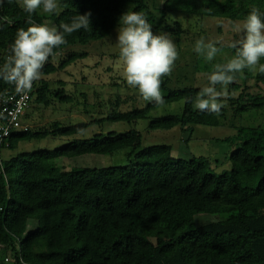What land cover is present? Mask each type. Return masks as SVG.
<instances>
[{
  "label": "trees",
  "instance_id": "trees-1",
  "mask_svg": "<svg viewBox=\"0 0 264 264\" xmlns=\"http://www.w3.org/2000/svg\"><path fill=\"white\" fill-rule=\"evenodd\" d=\"M57 3L55 13L38 9L32 20L52 23L60 30L61 23L90 12V26L65 34L67 43L54 49L44 65L21 118L27 131L10 132L0 141V264H264V119L256 122L257 114L264 112V74L249 69L235 74L218 115L194 109L190 102L208 84L213 65L227 62L218 55H234L235 49L217 43L221 50L213 61H197V71L204 74L202 86L172 89L168 76L164 77L161 105L144 101L123 77H115L120 84L110 82L116 95L105 91L97 102L87 101L88 95L82 92L89 87L81 86L92 85L87 82L90 76L102 80L112 74L119 53L107 56L111 64L105 68L95 63L88 74L81 69L70 75L79 79L74 84L80 87L81 101L68 96V82L50 80L87 56L78 47L110 38L121 26V15L129 10L143 13L155 34L166 32L179 40L188 33L199 40L206 21L243 22L253 7L264 13V0ZM28 16L22 0L0 4V66L17 30L29 26ZM260 63L264 64V58ZM121 87L131 94L121 96ZM216 87L219 91L221 86ZM95 88L103 91L104 82L94 84ZM13 90L14 86L0 80V93ZM52 102L79 105L81 118L67 123L68 118L46 120L45 109ZM179 102L183 107L178 113L157 116L159 108ZM250 120H255L254 126L243 124ZM142 121L146 126L138 130ZM115 122L125 123L126 129L105 131L107 123ZM199 126L228 130L229 170L216 173L217 166L213 168L210 159L201 156L175 158L176 148L170 142L143 147L144 135L149 133L177 129L192 135ZM151 137L159 141L163 135ZM63 138L68 141L58 149L1 157L22 143ZM90 155L124 158L125 164L69 169L57 164ZM199 215L219 219L197 225Z\"/></svg>",
  "mask_w": 264,
  "mask_h": 264
},
{
  "label": "clouds",
  "instance_id": "clouds-1",
  "mask_svg": "<svg viewBox=\"0 0 264 264\" xmlns=\"http://www.w3.org/2000/svg\"><path fill=\"white\" fill-rule=\"evenodd\" d=\"M3 2L0 0V4ZM7 2L12 3V0ZM22 6L29 14V26L17 30L6 60L0 66V80L14 86L17 93L32 90L34 82L42 78V69L54 55V49L67 43L65 34L87 30L91 16L90 12L77 14L71 23H61L57 30L54 25L37 24L32 20V14L38 9L45 14L55 13L59 7L57 0H22ZM120 24L117 44L123 79L144 101L163 104L162 81L171 76L179 58L175 42L166 32L155 34L141 12L129 10L123 13ZM235 30L240 38L230 45L235 49L233 57L226 63L213 65L207 77L208 84L190 98L194 109L218 115L224 106L220 101L228 97L227 86L235 80V74L243 73L244 69L264 74V64L260 63L264 58V13L253 7ZM217 43L205 42L201 37L196 41L194 51L211 62L221 50ZM217 85L221 86L219 91Z\"/></svg>",
  "mask_w": 264,
  "mask_h": 264
},
{
  "label": "rangeland",
  "instance_id": "rangeland-1",
  "mask_svg": "<svg viewBox=\"0 0 264 264\" xmlns=\"http://www.w3.org/2000/svg\"><path fill=\"white\" fill-rule=\"evenodd\" d=\"M219 18L211 19L213 21H206L204 24L205 33L203 35V38L205 39V42L213 41L218 42L219 47H231L230 45L238 40L240 38V34L236 32V26L241 25L242 22H235L234 25H232L230 22L223 20H216ZM192 21V20H191ZM49 26H53L52 23H49ZM187 27V26H186ZM157 34H162V32H158ZM117 35L118 31L116 30L113 35L111 34L110 38L103 39L101 41L93 43V45H88L87 47H78V51H85L87 53V56L83 59H81V62H77L76 65H72L68 68H66V71L58 72L51 76L50 80L52 82H57L58 80H64L68 82V86L66 88V93L68 96H71L72 99L76 100H83L80 96V87L75 85L79 79H72L70 75L78 74L82 72L84 74H88V69L90 67H93L95 63H99V68H105L107 65L111 64V59L107 58V56H110L111 54H117L119 53V47L117 44ZM170 38L175 42L177 51L179 53V58L175 62V67L173 69V72L171 76H168L169 79V86L172 89H180L185 88L188 86H202L203 83L201 81V78H203L204 74L199 73L197 71V61L204 60L203 57L199 56L195 51V43L198 40L196 36H191L188 33L183 35L179 40H177L176 37L173 35H170ZM221 59L227 61L233 57L231 52H227L221 55H218ZM117 63L113 65L112 63V69L113 73L110 75H107L102 80H95L94 77H89L87 82H90L93 86L94 84H101L104 82V89L103 91L100 90V88H95L93 90V86H81V87H89V90L83 91L82 93H86L88 95L87 101H89L90 98H93L94 101L97 102V99H102V95L106 93H109V91H112V93H115L116 90L112 89L110 87V82L114 83L117 82V84H120V82L117 81L115 77L122 78L121 75V64L119 61V58H117ZM99 68L96 69V73L98 72ZM95 73L94 71H92ZM91 72V73H92ZM99 75V74H97ZM73 83V84H72ZM115 91V92H114ZM104 92V93H103ZM121 96H124L125 94H131L125 92V89L121 87L119 91ZM117 92V93H118ZM116 95V93H115ZM108 98L104 99V102L107 103ZM107 107V111H110V108L108 107V103L105 104ZM183 107V103L179 102L172 105H165L162 108H159L157 111V116H164V115H170L178 113L181 108ZM80 107L77 104L69 103V104H59L57 102H52L50 104V107L45 109V119L49 120L51 116L54 118H57L59 120H67V122H72L74 120H77L81 118V115H78ZM264 117V112H259L256 117V122L258 124L262 123V118ZM255 120L250 121H243L244 125H253L254 126ZM264 122V120H263ZM146 122L142 121L138 124L137 129L141 130L142 127L146 126ZM105 131L108 129L110 131H116V132H122L126 129L125 123H107L104 126ZM154 134L163 135V138L159 141L155 140L151 136ZM190 135V139H189ZM228 136V130L226 128H217V127H204L199 126L196 127L194 133L191 135L190 133L181 134L180 131L177 129L169 130V131H157L154 133H149L147 136L144 135L143 138V147H149L153 145H159L164 142H170L175 146V150L172 152L173 157L175 158H181V159H188L191 156H201L207 159H210V164L213 168H215L216 173H220V171L224 169L229 170L230 163H229V150H230V144L228 143L225 138ZM68 141L67 138H63L60 141L59 140H42V141H35L30 143H22L18 146V149L15 152H8L4 151L2 152V158L9 159V157L15 156L17 153L20 152H32V151H38L42 149H55L63 146ZM174 148V147H173ZM122 154V153H118ZM83 160V161H80ZM223 165H216L222 164ZM57 164L60 167H64L65 169H69L71 166L73 167H110V166H120L125 164L124 158H117V157H103V156H86L84 158H76L72 160H60L57 162ZM219 217L214 215H199L198 218H196L197 225L198 221L199 223L202 222L203 224L213 223L217 221ZM33 223H31L32 225ZM30 226V225H29ZM13 264V263H11Z\"/></svg>",
  "mask_w": 264,
  "mask_h": 264
},
{
  "label": "built area",
  "instance_id": "built-area-1",
  "mask_svg": "<svg viewBox=\"0 0 264 264\" xmlns=\"http://www.w3.org/2000/svg\"><path fill=\"white\" fill-rule=\"evenodd\" d=\"M30 92L17 93L14 88L13 91L0 93V141L7 138L10 132L27 131L28 126L22 123L21 118L29 108Z\"/></svg>",
  "mask_w": 264,
  "mask_h": 264
}]
</instances>
